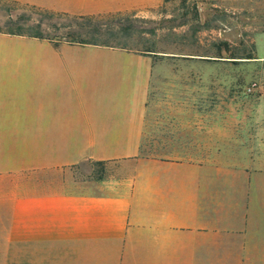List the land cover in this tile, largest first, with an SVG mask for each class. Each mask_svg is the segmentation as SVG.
Here are the masks:
<instances>
[{
  "label": "crops",
  "instance_id": "1",
  "mask_svg": "<svg viewBox=\"0 0 264 264\" xmlns=\"http://www.w3.org/2000/svg\"><path fill=\"white\" fill-rule=\"evenodd\" d=\"M155 74L150 53L0 30V264H264V130L201 98L155 118Z\"/></svg>",
  "mask_w": 264,
  "mask_h": 264
},
{
  "label": "rangeland",
  "instance_id": "2",
  "mask_svg": "<svg viewBox=\"0 0 264 264\" xmlns=\"http://www.w3.org/2000/svg\"><path fill=\"white\" fill-rule=\"evenodd\" d=\"M95 15L112 28L100 37L106 44L154 50L155 118L179 119L180 113L164 114L201 98L202 106L237 134L264 130V0H117V8ZM76 17L0 0L1 31L69 41L67 34L76 35L87 24ZM247 54L251 57H243ZM167 126L171 144L170 135L179 131ZM104 170L102 164H84L80 173L96 177Z\"/></svg>",
  "mask_w": 264,
  "mask_h": 264
},
{
  "label": "trees",
  "instance_id": "3",
  "mask_svg": "<svg viewBox=\"0 0 264 264\" xmlns=\"http://www.w3.org/2000/svg\"><path fill=\"white\" fill-rule=\"evenodd\" d=\"M50 11V10H48ZM54 12V11H52ZM60 13V12H57ZM60 14H64V13H60ZM67 15V14H64ZM109 15V14H108ZM76 17V16H75ZM99 17H101L100 15H88V16H77L76 18H80V19H85L87 21L86 26H84V28L82 26H78L82 30V32H79L78 34H67L69 37H71L72 39H70V42H74V43H92V44H101V45H108L105 43V41H102L100 39L102 33L108 32L110 31L112 28H108L106 26H104V24H102L101 22H97L99 21ZM128 28H125L124 30H126ZM12 33V32H11ZM14 33H19V34H24L22 32H14ZM29 36H34V37H39V38H45L51 41H57L55 40L54 36H49V35H42L41 32H35V33H31V34H26ZM108 46H113V45H108ZM146 52L150 53V51H154L151 48H147L144 49ZM248 56H243V57H251L250 54H247Z\"/></svg>",
  "mask_w": 264,
  "mask_h": 264
}]
</instances>
